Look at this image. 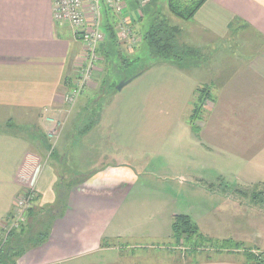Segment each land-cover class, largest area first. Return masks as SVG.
I'll return each instance as SVG.
<instances>
[{
	"label": "crops",
	"instance_id": "crops-1",
	"mask_svg": "<svg viewBox=\"0 0 264 264\" xmlns=\"http://www.w3.org/2000/svg\"><path fill=\"white\" fill-rule=\"evenodd\" d=\"M160 9L163 12L167 10L166 0H126L120 12L101 3L98 19L100 30L105 35L97 51L100 63L104 67H97V76L92 87H89L90 91L94 90V94L89 91L91 94L87 97L81 96L77 102L78 107L74 106L71 109L70 113L73 116L70 122L68 121V126L75 127L76 124L78 127L83 126L88 114L91 115L94 111L95 100H98V97H105L98 87L104 75L107 77L111 75L110 82L114 80L121 82L124 81V77L132 74L130 72L143 71L145 66L141 69L137 65L144 59L145 50L147 52V48L143 45L144 33L151 25L154 12ZM83 11L88 25L93 27L97 15L92 0H84ZM166 14L172 24L184 31L186 36L183 42L197 49L198 56L204 60L203 63L197 62L190 66L204 69L206 59H209L210 65H207L206 69L209 73L216 70L213 76L203 80L195 78L192 73L180 72L179 76L174 75L181 81L185 80L190 89L189 95L192 92L194 94L200 86L207 87L210 91L216 92L222 102L223 97L230 100V91H233V96L238 97L233 100L234 116L238 118L239 114L245 112L250 114L251 97L256 91L261 92L264 84V68H261L264 66V52L257 55L258 49L264 50V0H205L189 20L175 18L169 12ZM133 34L139 37V43L135 46H132L135 44ZM258 37L261 39V44L257 49ZM85 47L84 41L76 37L68 22L60 24L56 21L54 0H0V221L11 213L15 199L24 186L22 182L16 180L18 172L21 170L25 175H31L34 163L40 166L35 183L39 204L37 207L44 210L40 217H45L46 212L55 217L51 236L39 246L40 248L36 247L38 249H33L35 251L28 250L18 257L16 264H64L79 257L81 253H74L73 247L75 245L78 250V247L86 242L81 235L76 233L79 237L76 234L69 237L67 235L69 228H62L61 233L55 234L59 223H65L66 219L67 224L75 228V232L81 227L94 228L97 224L100 225V218L106 227H110L111 222L117 223L119 226L113 229V232H104L100 235L95 249L99 252L110 250V247L104 246L110 238L158 239L163 235L157 229L161 210L157 209L159 205L154 204L148 208L143 203L140 207L149 211L145 216L144 212L139 214V201L127 202L132 191L135 192L137 189L141 192L144 188L138 187L140 174L137 168L132 162L126 161L123 155L120 156L121 152L117 156L110 157L105 153V147L101 151L103 155L97 153V148L94 150L95 141H57L61 146L57 149L56 157L46 161L39 153L37 159L34 158L33 141H20L11 132H6L10 131L8 125L22 120L23 117L26 119L27 114L34 115V122L36 123L37 120L40 128L49 126L44 115L48 111L55 116L62 114L69 82L85 61ZM136 48H139L140 56L129 58L123 55L124 49L131 52L130 50ZM118 56L125 57L133 63H130L131 67L124 64L125 68L122 72L112 75L111 68L115 62L117 63ZM198 56L188 59L194 60ZM213 57L219 58L218 62L221 63L214 64ZM161 65L175 66L170 63ZM136 68L138 69L134 71L133 69ZM151 70L152 67L148 68L137 78L140 79ZM151 86H158L157 92L165 91L161 89V85L151 84ZM106 88H102L103 92ZM116 96L117 94H114V97ZM191 97L192 95L186 108L187 114L193 109ZM243 98L248 99L247 105ZM208 102L206 111L217 114L219 108L216 113L214 110L218 106V101ZM112 104L113 102L107 109L102 110L103 115L95 124L97 130H100L102 125L100 122L104 121V126L111 125L107 110L109 107L117 110V106ZM74 113L77 116H74ZM210 121L198 125L200 132L198 136L194 133L196 138L200 137L199 134L211 137ZM1 127H4V132ZM224 142L227 141H196V144L200 146V150L215 151L217 155H223L225 152L235 153ZM105 145L107 141H100L98 147ZM95 151L99 166L105 164L89 176L91 180L87 181L84 189L79 188L82 187L79 183L87 176L86 173L80 174L82 162L88 161ZM236 153L241 154V152ZM107 157H110L108 161ZM246 157L250 159L251 156L244 153L243 158ZM43 160L44 162L40 164ZM66 160L70 161L71 167L65 163ZM80 162L81 164L78 165ZM108 162L111 165H108ZM68 176L74 179L70 186L63 181ZM220 177L224 178L223 175ZM209 183L212 182L197 186L207 191L206 207L214 210L215 205L212 202L220 199H217L218 194L212 191ZM62 190L65 195L63 201L60 198ZM137 195L139 193L135 195L136 198ZM228 196V193L223 192L220 197L227 202V198L230 200ZM68 206L69 212L66 213ZM75 209H80L78 217L73 215ZM176 209L171 212V220L178 214ZM108 211H114V214ZM125 222H128L133 229L124 227ZM143 223L146 224L143 226ZM145 227H151L149 229L154 233L146 236V233H143Z\"/></svg>",
	"mask_w": 264,
	"mask_h": 264
},
{
	"label": "rangeland",
	"instance_id": "rangeland-1",
	"mask_svg": "<svg viewBox=\"0 0 264 264\" xmlns=\"http://www.w3.org/2000/svg\"><path fill=\"white\" fill-rule=\"evenodd\" d=\"M173 17L178 18L174 15ZM170 22L172 21L170 20ZM148 30L143 32L144 36ZM133 36L135 44L132 46H135L139 43V37L134 34ZM185 36L182 30L178 40L183 42ZM260 44L261 39L258 37L257 49ZM143 45L147 48L148 54L145 50L144 59L137 65L141 69L156 61L151 57L150 47L146 40ZM85 48V61L69 82L62 114L55 116L51 115L50 111L45 113V119L49 124L46 128H40L37 120L36 123L34 122V115L27 114L26 119L23 117L22 120L8 125L10 131L6 132H11L20 141H33L34 158L39 153L46 161L56 157L57 149L61 146L57 141H95L94 150L97 148V153L103 155L101 151L105 147V153L110 157H112L111 155L117 156L121 152L120 156L123 155L126 161L132 162L133 166L137 168L140 174L138 187L144 188L141 192L137 189L135 192L132 191L127 202L139 201V214L144 212L145 216L149 214V211L140 207L143 203L148 208L154 204L159 205L157 209L161 210L158 215L157 229L163 235L158 239L110 238L104 244V246L110 247V250L99 252L95 249L100 235L104 232H113V229L119 225L117 223L114 225L111 222L112 225L106 227L100 218V225L97 224L94 228L81 227L75 232V228L67 224L68 220L66 219L65 223H59L55 234L61 233L62 228H69V232H67L69 237L78 233L86 242L81 244L78 250L74 245L73 252L81 254L79 257H75L74 261L64 264H222V261H228L223 264H264V84L262 91H256V94L251 97L252 112L239 114L238 118L232 111L233 100L238 98L233 96V91H230V100L223 97L222 102L216 92L210 91L211 98L218 101L214 113L218 108L219 111L215 115L212 114L213 112L206 111L203 114V119L196 122L198 125H202V122H209L211 119V137L199 134V140L194 135L195 132L188 121L193 109L188 114L186 112L190 96L192 95L191 102L194 104L197 95L196 93L192 94L193 92L189 95L190 89L185 80L181 81L175 76H179L180 72H186L203 80L208 76H213L216 70L209 73L206 69L207 65H210L209 59H206L204 69L190 66L197 62H204L203 58L199 56L194 60L186 58L177 66H165L155 62L152 66L153 70L148 74L145 73V76H141L140 79L134 78L123 90L117 89L120 83L118 82L116 87L114 84L115 88L111 91V96L98 97L94 111L91 112V115L88 114V118L84 120L82 126L84 128L89 125L88 130L79 132L77 124L75 127L68 126L73 116L70 111L74 106H77L82 94H85L86 97L93 93L94 90L90 91L89 87H92L95 76H97V67H104L100 63V56L97 53L92 76L86 82L81 81L83 69L90 56L89 50L87 47ZM130 51L124 49L123 55L129 58L140 56L139 48ZM263 52L264 50L258 49L257 55ZM117 58V63L115 62L111 68L112 73L110 74L112 75L122 72V69L125 68L123 58L119 56ZM212 61L215 64L219 58L213 57ZM211 65L213 66V64ZM136 72L130 73L133 75ZM110 77L111 75L109 77L104 75L103 81L101 80L98 86L99 89H101L102 83L106 85L116 83V80L110 82ZM151 84L161 85V89L165 91L157 92L158 86H151ZM75 87L76 93L73 92ZM74 94L76 103L72 106L70 104L73 96L71 98L70 96ZM114 94L117 96L114 97ZM240 99L242 100V98ZM243 100L247 105L248 99L243 98ZM111 102H113L112 106H117V110L110 109V107L107 110V117L111 121V125L104 126V121L100 122L102 125L100 130H97L95 124L98 121L96 123L93 121L101 118L102 110L107 109ZM212 115H214L213 118H211ZM67 116L69 117L67 118ZM74 116L77 114L74 113ZM235 126H237L236 129ZM1 130L4 132V127H1ZM100 141H107V145L99 148ZM196 141H227L224 143L230 146L235 153L225 152L223 155H217L215 151L206 152L200 150ZM236 152H241V154ZM244 153L251 156L250 159L243 158ZM110 157H107L106 160L108 161ZM65 163L72 166L70 161L66 160ZM34 164L31 175H25V172L21 170L17 174L16 180L22 182L26 187L23 186L20 190L11 213L0 221V240L1 238L3 240L2 243L0 242L1 244L6 242L12 231L4 233V230L11 227L18 209L24 205V201L28 199V196H31L33 200L34 197H37L35 183L40 166ZM80 164L81 162L78 165ZM99 164L96 160V151L92 152L88 161L82 162L80 174L86 173L87 176L79 183L82 186L79 188H83L87 181L91 180L89 176L105 163L100 166ZM108 165L111 163L108 162ZM220 175H223L224 178ZM73 180L69 176L63 179L67 186L72 185ZM209 181L213 183L212 191L218 194L217 199H220L212 202L215 205L214 210L206 207L205 195L207 191L203 187L197 186V184H207ZM63 190L60 195L63 194ZM223 192L229 195L230 200L226 199L228 203L220 197ZM137 193L139 195L136 198ZM38 205L37 198H35V206L28 210L22 229L28 223L30 211L38 208ZM174 208H177L178 214L191 216L193 222L198 225L199 233L188 238L186 242L184 239L176 241L171 236L173 222L171 212ZM78 211L80 209H75L73 215L78 217ZM67 212H69V206L66 209ZM113 212L108 211V213ZM124 212L126 211L124 210ZM53 224L51 223V230ZM144 224L146 223H143V226ZM124 227L133 229L128 222H125ZM149 228L151 229V227H145L143 232L146 233V236L154 233ZM76 236L79 237L77 234ZM226 242L236 243L237 247L232 246L226 249L224 247ZM33 249L38 248H30L29 251ZM250 249V252L256 255V259L249 260L247 258L245 253Z\"/></svg>",
	"mask_w": 264,
	"mask_h": 264
},
{
	"label": "trees",
	"instance_id": "trees-1",
	"mask_svg": "<svg viewBox=\"0 0 264 264\" xmlns=\"http://www.w3.org/2000/svg\"><path fill=\"white\" fill-rule=\"evenodd\" d=\"M204 1L205 0H166L167 10L163 12V10L160 9L156 13L154 12L155 15L144 38L149 44L151 57L156 60V63H170L178 65L182 60L188 57H196L199 55V51L197 49L192 48L185 42H180L178 40L179 35L182 33V29L179 26L172 24L166 13L169 12L182 20H189L195 15ZM123 62L127 67H131L132 64L130 63H133L131 61L129 62V60L125 59V57L123 58ZM154 63L144 67L143 71L151 68ZM143 71L124 77L123 79H134ZM114 84L116 87L118 82L109 83L108 85L102 83L101 87L107 88L105 92H103L101 88V94H104L105 97H109L112 93L111 91L115 88ZM195 93L197 95V99H195L193 111L190 114L188 121L191 124L192 130L198 134L200 132V126H198L196 122L203 119V114L206 112V108L208 107V101L212 102L213 99L211 98L209 94L210 90L207 87L200 86L196 89ZM98 120L99 118L94 120L93 123ZM88 128L89 125L84 128H82V126L77 127L79 132L87 131ZM209 186L213 188V183H209ZM63 197H65L64 194L60 195L62 201L64 200ZM43 211V208H35L30 211L27 221L28 223L25 224L20 232L15 230H13V232L11 231L6 242L3 244H1L3 241L1 238L0 264H16L17 258L23 255L30 248H36L45 243L50 236L51 223H53L55 217L54 215H50V213L48 214V212H46V216L42 218L40 216ZM198 233V225L193 222L189 215L177 214L174 216L171 236L175 238L176 241L184 239L186 242L188 238H191ZM232 246L235 248L237 247V244L226 242L224 247L229 249ZM250 251L251 249L245 253L247 258L249 260L256 259V255Z\"/></svg>",
	"mask_w": 264,
	"mask_h": 264
},
{
	"label": "built area",
	"instance_id": "built-area-1",
	"mask_svg": "<svg viewBox=\"0 0 264 264\" xmlns=\"http://www.w3.org/2000/svg\"><path fill=\"white\" fill-rule=\"evenodd\" d=\"M125 1L126 0H92L97 19L95 20L93 27H90L83 11L84 0H55L54 17L56 21L60 24L68 22L71 25L76 37L84 41L90 52V56L88 58L89 60H87L82 72L81 81L83 80V82H86L92 76L95 66L94 63L97 60L98 44L104 40V34L100 30V22L98 19L100 15L101 3L103 2L110 8L120 12L125 4ZM76 90L77 89L75 87L73 92L75 91L76 93ZM75 96V94L70 96V98L72 97L70 104L72 106L76 103L74 100ZM35 198L36 197H34L33 200L31 196H28V199L24 201V205L18 209V213L14 218L13 223H11V227L4 230V233L10 232L11 230H22L23 222L26 221L27 213L29 212L28 210L31 208L33 209L35 206Z\"/></svg>",
	"mask_w": 264,
	"mask_h": 264
},
{
	"label": "water",
	"instance_id": "water-1",
	"mask_svg": "<svg viewBox=\"0 0 264 264\" xmlns=\"http://www.w3.org/2000/svg\"><path fill=\"white\" fill-rule=\"evenodd\" d=\"M132 81V79H128V80H124V81H121L119 84H118V87L117 89L120 91L122 90L127 84H129L130 82Z\"/></svg>",
	"mask_w": 264,
	"mask_h": 264
}]
</instances>
